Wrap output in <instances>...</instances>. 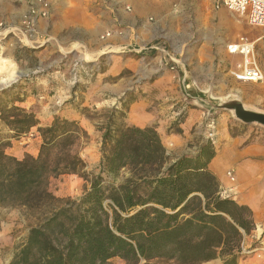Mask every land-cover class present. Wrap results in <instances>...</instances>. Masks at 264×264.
<instances>
[{
    "label": "trees",
    "instance_id": "obj_1",
    "mask_svg": "<svg viewBox=\"0 0 264 264\" xmlns=\"http://www.w3.org/2000/svg\"><path fill=\"white\" fill-rule=\"evenodd\" d=\"M13 110L24 114L22 120L12 115L10 126L22 124L16 132L38 124L32 112ZM122 118L116 105L102 125L97 174L86 172L76 148L88 135L75 120L56 116L38 126L36 157L18 159L0 149V204L56 199L46 187L51 176L77 174L89 181L78 199L30 227L10 264H113L114 258L125 264L156 258L238 264L242 237L254 228L252 211L222 195L209 167L216 155L211 142L170 162L154 127L124 125ZM122 171L128 176L115 183Z\"/></svg>",
    "mask_w": 264,
    "mask_h": 264
},
{
    "label": "rangeland",
    "instance_id": "obj_2",
    "mask_svg": "<svg viewBox=\"0 0 264 264\" xmlns=\"http://www.w3.org/2000/svg\"><path fill=\"white\" fill-rule=\"evenodd\" d=\"M26 2V0H0V29L6 30L17 24L20 27V30L12 29L3 38H1L2 36L0 37V48L5 43L13 47L16 60L18 62L22 60L26 63L18 66L19 69L27 68V71H29L27 76H19V71L14 69L7 72L5 71L4 64L0 61V80L6 78L4 83H1L4 89L0 90V119L8 125L15 120L14 118L22 120L24 114L13 110V108H21L28 112L29 110L21 107L22 105L19 103H15L11 107L6 106L14 100L25 98L26 93H36L39 90L38 87H41L40 92L45 93V96L40 101L45 103V117L50 118V124L56 116L66 119L69 118V120H73L71 118L75 116H82L81 119L76 120L86 130L88 137L87 139H80L76 148L85 161L86 172L97 174L98 164L101 158L100 141L101 133L103 132L102 125L106 122L115 106L117 105L124 114V118L120 121L124 125H134L135 114L132 113V115H129V111H133L135 100H140L144 97L152 106L157 105V108V103H160L162 98L170 95L175 96L174 90L168 87L161 89L152 84L156 80L157 75L152 72L155 69L154 62L148 54L143 53L146 50L142 51V57L144 59L141 62V66L146 71L142 73L134 67V64L137 63L135 59L141 57V52L119 50L114 45V47H110V51L106 55L94 56L91 49L96 44V41L88 38L89 36L82 30H71V28L65 27L64 25L61 27L58 25L55 30L51 21L47 20V24L43 29H41V23L39 21L33 31L26 32L22 25V15L26 10ZM236 17L238 42L241 36L246 37L249 41H254L264 33L263 28L250 26L243 17L238 15ZM18 33L31 39V41H36L33 43L35 45H38L40 41H46L38 48L22 45L23 43L20 41ZM233 46L235 47L234 44ZM233 46L232 48H234ZM129 48L131 49L132 47L129 46ZM159 51L163 55L162 64L165 68L169 63L165 59L166 53L169 50L165 44H162L158 49ZM253 55L262 70V81L241 80L231 74V68L235 66L236 62L242 59V55L236 53L230 55V59H227L225 62L223 60V63L219 65V70L213 80L216 86V92L212 90L213 92L210 94L209 91L208 93L199 91L198 95L203 100H197V102L193 100L173 101V103H176L172 105L171 110L177 112L183 106H186L185 109H188V107L198 109L199 114H201L200 116H202L200 125H197L198 122L196 120L192 127L191 132L195 131L196 135L186 142V146L184 147L185 153L183 154H194L198 145L205 141L211 142L216 150V155L223 149L232 148L233 146L242 149L247 146L264 144V126L256 123L245 124L235 117L232 109L224 106L228 102H237L249 110L264 112L263 40L258 39L254 43ZM107 68H110V70L113 69L112 72L120 70L119 75L111 72L106 80L110 86L116 85L118 81L123 83L124 86L120 100L123 99L124 101L120 104L116 103L118 99L113 100L114 92L104 94V97L108 100H83L87 94H94L93 87L99 83L101 72ZM54 70L58 71V76L61 79V84L58 82L60 89L54 88L55 85H53L55 84L53 83ZM160 73L158 75H161ZM120 76L123 78L118 80ZM158 82L168 85L162 79L157 80L155 84ZM160 91L163 92V95H159ZM204 94H208L206 95L207 100ZM161 96L164 97L161 98ZM62 110L65 113L61 114ZM12 115L15 117L13 118ZM185 117L186 111L175 115L174 118L176 120L168 125V128H165L162 138L160 137L164 143L168 140L166 134L168 135L170 132H181L178 125L181 121H184ZM211 120H214V124L212 127H208L207 124ZM21 126L22 124H17L11 127L17 128ZM210 131H212V136L208 137L209 133H211ZM20 137L31 138L32 136L28 133H23ZM4 143L2 142L0 147ZM164 146L167 151L168 145L166 144ZM253 147L250 148H256V146ZM167 153L170 155V162L178 158L175 153ZM126 176H128V172L122 171L115 178L114 182L119 183ZM106 179L111 180L110 177ZM262 182L264 190V179ZM46 187L48 192L56 199L43 197L42 202L40 201L32 205L0 204V264H10L14 251L23 244L30 227L43 222L60 206L68 203V201L78 199L89 187V181H85L77 174H60L49 177ZM252 197L256 201L257 194L254 190H252ZM255 203L257 205L256 209L251 208L249 205L247 206L252 211V218L255 212L256 215L258 214L262 217L259 224L260 228L254 222V228L248 234L243 235L242 241L245 235H258L260 230L264 233V227H261V225L264 226V198ZM246 239L250 240V237ZM210 262L211 260L200 264H215ZM112 263L125 264L118 258H114ZM137 264L177 263L173 260L156 258L152 260L141 259Z\"/></svg>",
    "mask_w": 264,
    "mask_h": 264
},
{
    "label": "crops",
    "instance_id": "obj_3",
    "mask_svg": "<svg viewBox=\"0 0 264 264\" xmlns=\"http://www.w3.org/2000/svg\"><path fill=\"white\" fill-rule=\"evenodd\" d=\"M50 2L51 9L48 18L40 20L41 29L46 26L47 20H50L55 30L58 25L60 27L64 25L71 28V30H82L89 36L88 38L96 41L91 49L94 56L106 55L110 51V47H114V45L119 50L123 49V51L128 50L130 52L134 51L133 48L137 46L141 48L140 43L132 38L136 33L139 34V40L146 41L154 46L143 52L148 54L155 64V69L152 72L157 77L152 84L161 89L171 88L174 90L175 96H161V98H164L160 103H157V108V105L152 106L148 100L140 97V100L134 101L133 111H129V115L135 114L134 125L154 127L162 138L165 128H168V125L176 120L175 115L186 111L184 121H181L178 125L181 132H170L168 135L166 134L168 140L165 143L162 141L164 145H168L167 152L175 153L177 157L185 153L186 142L196 135L195 131L191 132L192 127L196 120L197 125H200L202 116L196 108L188 107V109H185L186 106H183L182 109L176 112L171 110V107L178 100H193L194 102L201 100L198 95L200 90L204 93L209 91L210 94H212V90L216 92L213 80L219 70V65L223 63V60L225 62L230 59V55H233L227 51V45L238 40L237 15L226 8L214 9L212 3L208 0H50ZM126 7H129V10H126ZM150 17H152V21L149 20ZM140 22H144V25H138ZM116 27L126 28L125 37L119 38L114 34L112 37L100 38L103 32ZM19 28L17 24L6 30L0 29V37L3 38L12 29L20 30ZM18 36L23 43L22 45L30 47L38 48L46 41H40L38 45H35L33 43L36 41H31L21 33H18ZM162 44H165L169 50L168 53H171L172 59H174L172 63H176V69L173 71L164 68L162 64L163 55L160 51L158 52ZM129 46L132 48L130 49ZM0 53V61L4 64L5 71L8 72L14 69L20 72L19 76L28 75L27 68L19 69L18 66L24 62L16 60L13 47L5 43L0 48ZM143 59L141 50V57L135 59L137 63L134 64V67L145 73L146 71L141 66ZM112 71L113 69L110 70V68L103 70L99 83L93 87L94 94H87L83 100H108L104 97V94L114 92L113 100L117 98L116 103L119 104L124 85L118 81L116 85L110 86L106 78L109 77ZM112 73L119 75L120 70ZM158 73L161 75H158ZM178 77L181 78V81H178ZM122 78L120 76L118 80ZM159 79L170 85L162 84V81L155 84ZM58 82L61 84V79L58 76V71L54 70L53 83L55 84H52L55 85L54 88L60 89ZM2 84H0V90L4 89L1 86ZM38 88L39 90L36 93H26L25 98L14 100L6 106L11 107L15 103H19L22 105L21 107L32 112L38 121L37 125L31 126L26 132L18 133L15 128L0 119V145L5 142L0 148L7 155L18 159L23 158L25 154L38 155L42 139L37 127L49 125L51 121L50 118L45 117V103L40 101L44 98L45 93L40 92L41 87ZM159 95H163V92L160 91ZM206 95L208 94H204L207 100ZM173 101L176 102L173 103ZM63 113H65L64 110L61 111V114ZM81 118L82 116L79 115L71 119L77 121ZM23 133L31 134L32 137H20ZM253 146H256V148L252 149ZM253 146L242 149L233 146L232 148L223 149L215 155L209 167L216 175L223 195L230 196L237 202L256 209L255 202L264 198L262 187V180L264 179V144ZM228 169L234 170L236 178L234 182L229 181L225 174ZM252 190L257 194L256 201L252 197ZM261 218L260 215H256V212L253 214V221L258 227ZM261 227L264 226L261 225ZM256 236L255 234L245 235L242 245L250 246ZM249 237L250 240H247L246 238ZM210 263L223 264L221 259H213Z\"/></svg>",
    "mask_w": 264,
    "mask_h": 264
},
{
    "label": "built area",
    "instance_id": "obj_4",
    "mask_svg": "<svg viewBox=\"0 0 264 264\" xmlns=\"http://www.w3.org/2000/svg\"><path fill=\"white\" fill-rule=\"evenodd\" d=\"M26 10L22 15V25L24 26L26 32H31L34 30L36 24L43 19L48 18L50 13V0H26ZM212 3L214 9L226 8L230 12L241 16L245 19L246 23L250 26H257L264 29V0H208ZM126 10H129V7H126ZM152 21V17L149 18ZM143 26L144 22H140ZM125 27H116L114 29L106 30L100 35L101 39L112 37L116 35L119 38L125 37ZM129 30V28H128ZM138 43H140L141 48L137 46L133 48V52L140 53L141 50H147L154 46L146 41L139 40V34L136 33L132 37ZM261 40L264 41V33L259 36ZM253 41H249L246 37L241 36L239 42L231 43L227 45V51L231 54L239 53L242 55V59L235 63V66L231 68L230 72L236 78L241 80H253V81H262L263 73L260 67L258 66L254 55H253V46L246 49L241 47L240 49L232 48L233 44H249ZM134 47V46H133ZM234 47V46H233ZM141 49V50H139ZM166 60H168V68L173 71L176 69V63H172L171 53H166ZM178 81H181V78H177ZM195 84V83H194ZM184 85V84H183ZM200 92H203L200 90ZM201 99V98H200ZM203 100V99H201ZM214 120H211L207 126L212 127ZM208 137L212 136V131H210ZM32 136L31 134H29ZM229 181H235V175L233 169H228L225 172ZM238 264H264V233L260 232L250 246L246 247L242 245L241 242V251Z\"/></svg>",
    "mask_w": 264,
    "mask_h": 264
},
{
    "label": "water",
    "instance_id": "obj_5",
    "mask_svg": "<svg viewBox=\"0 0 264 264\" xmlns=\"http://www.w3.org/2000/svg\"><path fill=\"white\" fill-rule=\"evenodd\" d=\"M225 107L232 109L236 118L245 124L256 123L264 126V112L253 111L245 108L241 103L228 102Z\"/></svg>",
    "mask_w": 264,
    "mask_h": 264
},
{
    "label": "bare ground",
    "instance_id": "obj_6",
    "mask_svg": "<svg viewBox=\"0 0 264 264\" xmlns=\"http://www.w3.org/2000/svg\"><path fill=\"white\" fill-rule=\"evenodd\" d=\"M258 39H260L259 37L258 38H256L254 41H253V43H249V44H244V45H239V44H235V47H234V49H240L241 47L244 49V51H246V49L247 48H249L250 49V47H252L253 45H254V43L258 40ZM16 73V72H15ZM20 72H18V74H19ZM6 80V78H2L1 80H0V84L1 83H4V81Z\"/></svg>",
    "mask_w": 264,
    "mask_h": 264
}]
</instances>
